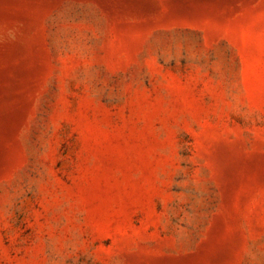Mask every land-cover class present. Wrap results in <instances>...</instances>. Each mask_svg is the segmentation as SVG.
<instances>
[{"label":"rangeland","instance_id":"374dc122","mask_svg":"<svg viewBox=\"0 0 264 264\" xmlns=\"http://www.w3.org/2000/svg\"><path fill=\"white\" fill-rule=\"evenodd\" d=\"M0 264H264V0H0Z\"/></svg>","mask_w":264,"mask_h":264}]
</instances>
